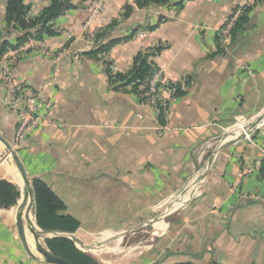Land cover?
<instances>
[{
    "label": "crops",
    "instance_id": "0c3cea01",
    "mask_svg": "<svg viewBox=\"0 0 264 264\" xmlns=\"http://www.w3.org/2000/svg\"><path fill=\"white\" fill-rule=\"evenodd\" d=\"M67 1L72 8L50 23L54 34L34 33L17 46L10 32L12 46L0 57V134L12 145L26 98L36 92L54 103L17 149L32 183L54 191L63 213L81 222L77 231H109L198 175L191 188L200 192L166 221L147 264H264V3L251 10L249 37L233 42L219 41L217 29L240 0H189L179 11L152 0L144 7L108 0L102 8L97 0ZM27 2L40 10L49 0ZM6 5L1 0L2 18ZM161 17L167 21L158 24ZM103 32L105 42L120 41L93 56ZM159 43L166 48L152 61L184 91L163 119L138 93L115 87L107 71L126 73L141 50ZM241 118L256 125L252 140L222 138ZM0 144V179L22 190ZM20 203L0 207V264H48L23 244ZM68 236L82 251L102 250Z\"/></svg>",
    "mask_w": 264,
    "mask_h": 264
},
{
    "label": "trees",
    "instance_id": "16d2710c",
    "mask_svg": "<svg viewBox=\"0 0 264 264\" xmlns=\"http://www.w3.org/2000/svg\"><path fill=\"white\" fill-rule=\"evenodd\" d=\"M151 0H137L139 6H146ZM154 3L167 5L168 8H175L179 11L183 8L186 1L189 0H152ZM173 6L170 5V2ZM72 8L67 0H49V3L43 7L39 15L31 16L30 11L32 5L27 0H7L4 23L6 27H0V57L12 45L8 42L7 34L14 32L18 34L17 46H22L28 41L34 33H37V39H42L44 34H54L51 30V22L57 19L66 9ZM251 7L249 8L250 12ZM246 17H241L235 23L232 33L233 35L241 32L243 23ZM167 21L166 17H161L158 24ZM157 26H152L150 29H155ZM5 28L8 33H6ZM136 31L133 32L134 35ZM104 34H97L96 45L91 51L93 56L107 54L120 39H111L105 42ZM101 41V42H99ZM166 48L165 44L159 43L154 47L141 50L134 59L133 66L126 73L112 74L111 68L107 67L112 84L117 88H130L132 92L140 93V86L145 80L151 76L157 65L151 58L159 54ZM179 85L175 97L178 98L184 94L183 88ZM160 118H164V113H161ZM35 193V219L37 224L45 230H53L59 232L74 233L81 227V222L70 214H65L63 211L66 205L43 181L38 179L33 181ZM21 196V191L14 183L0 179V207L8 208L16 206ZM48 246L51 251L75 264H97V261L87 253L78 249L75 243L65 237L53 238L48 240ZM172 264H197L195 262H175Z\"/></svg>",
    "mask_w": 264,
    "mask_h": 264
},
{
    "label": "rangeland",
    "instance_id": "374dc122",
    "mask_svg": "<svg viewBox=\"0 0 264 264\" xmlns=\"http://www.w3.org/2000/svg\"><path fill=\"white\" fill-rule=\"evenodd\" d=\"M262 3H264V0H240L238 5H236L231 11V14L229 15L225 23L219 29H217V39L219 41H233V42L234 41H245L249 37V34H250L249 27H254L250 20L251 10L256 5L262 4ZM173 4L174 3H170L171 6H173ZM250 7H251V10L250 12H248ZM170 9H172V11H177L175 8H170ZM41 10L42 9L40 10L32 9L30 11V15L31 16L39 15ZM0 15H1V0H0ZM241 17H246L247 19L243 23L244 29L241 32L233 35L232 29L235 23L237 22V20H239ZM1 18L2 17H0V19ZM4 19H5V14H4V17L0 20V27H6L4 23ZM5 31L6 33H8L6 28H5ZM36 34L37 33H35V35ZM33 41H36V40H33ZM236 122L235 124H237V127H238L241 121L237 123ZM235 124L232 125V127H229L225 131L222 138H227V137L229 138L232 135H234L232 131L237 128V127L233 128ZM2 150H4V153L6 154V156L8 155L9 160L13 161L11 154L7 153V150L4 147H2ZM207 161H208V158L206 159V162ZM14 166H15V169L17 170V173L21 177V174L15 162H14ZM197 176L198 175H196L195 178L194 176L191 177L188 183V187L186 189L177 190L173 192L171 195H169L167 199H164V201L161 202L162 205L159 204L157 206L154 205L152 207H143L140 216L138 215L135 217L131 216L130 220L126 221L125 223H122V222L116 223L119 225V227H121V229L109 230V231H105V230L102 231L101 229H99V230H96L97 232L81 230V231L74 232L73 234H76L83 242H85L88 245L103 246L101 248L102 250L97 253H91L87 251H83V252L87 253L92 258H94L97 261V264H147L148 261L151 259V255L154 254V252H151V251H152V246L156 238L158 237V235L164 232L165 227L168 224L166 221L172 217V213L173 215H175L181 210L182 206L180 203L184 201L185 196L189 194L188 198L186 199L188 200L190 196L193 195V193L196 194L200 192L197 188L195 189L191 188L192 186H194V184L197 183L196 182ZM21 191L23 193V190ZM171 203H174V204L171 205ZM167 210L169 212L172 211L168 217L165 216V211ZM33 211L35 215L36 204H35ZM162 216H165V217H162ZM34 220L36 222V219ZM25 222H27L26 219H25ZM102 226L104 227L103 224ZM66 234L70 235L69 233H66ZM67 236L55 235L54 233H47L41 238V241L43 242V244H46L48 246L49 239H53L56 237L68 238L69 236L68 237ZM29 246L31 247V250L35 253L37 257L43 259L42 255L37 250L36 245L32 246L29 243ZM76 247L78 248V246ZM93 249H94V252H96L95 248ZM160 261L161 259H157V262L155 264H159Z\"/></svg>",
    "mask_w": 264,
    "mask_h": 264
},
{
    "label": "built area",
    "instance_id": "2783aa9c",
    "mask_svg": "<svg viewBox=\"0 0 264 264\" xmlns=\"http://www.w3.org/2000/svg\"><path fill=\"white\" fill-rule=\"evenodd\" d=\"M108 0H97V4L102 8ZM27 46H23L26 49ZM243 69L250 70L245 65H242ZM182 83L170 81L164 78L161 70L156 69L154 73L149 76L144 84L140 86L139 96L145 103L151 104L158 114L167 112L169 103L174 100L175 93ZM183 86V85H181ZM54 109V103L52 101H45L41 98L39 93H33L26 98L25 105L19 113V119L16 127V139L13 145L16 149L22 146V143L28 139V137L39 127L43 126L46 122V118L52 113ZM244 122L246 130L242 133V136L252 140V136L255 132L254 123L246 121V119H238L237 122ZM236 122V123H237ZM237 127V124L233 128ZM233 133V131H232Z\"/></svg>",
    "mask_w": 264,
    "mask_h": 264
},
{
    "label": "water",
    "instance_id": "95a60500",
    "mask_svg": "<svg viewBox=\"0 0 264 264\" xmlns=\"http://www.w3.org/2000/svg\"><path fill=\"white\" fill-rule=\"evenodd\" d=\"M0 141L5 145L7 153L11 154V157H12L13 161L15 162V164H16V166H17V168L21 174V177L25 183V190L23 191V193H21L20 200L22 203L20 205V208L22 210V208L24 207L28 198H31V203H30V206L28 207V211H31L35 207V193H34L33 183L29 177V174L25 168V165L23 164V162L21 160V157L19 156L17 149L2 134H0ZM25 217L28 219V213H27V215H25ZM31 227L33 228L34 236L36 239L37 250L39 251V253L43 257V259H41V260L45 261L48 264H75V263L53 253L51 251V249L46 244H43V242L41 241V238L46 233H54L55 235H65L68 232H59V231H53V230H45V232H41L39 230V228H41V227L37 224V222H36V225L31 223ZM18 229H19L21 239L23 241V244H24L27 252L29 253V255L31 257L37 259L38 257L35 255V253L31 250V247L29 246V241L27 238V234H26L24 224H23V213H22V211L18 216ZM70 234H73V233H70ZM67 235L68 234H66L65 236H67ZM73 236H75V235H73ZM68 238L72 239L75 242L73 237L70 236ZM76 246H77V244H76Z\"/></svg>",
    "mask_w": 264,
    "mask_h": 264
},
{
    "label": "bare ground",
    "instance_id": "6f19581e",
    "mask_svg": "<svg viewBox=\"0 0 264 264\" xmlns=\"http://www.w3.org/2000/svg\"><path fill=\"white\" fill-rule=\"evenodd\" d=\"M245 130H246L245 123L241 122L239 124V126L236 129L233 130V133L236 134V135L234 137H229L228 140H231V139L234 140L235 138L239 137L242 133H244ZM17 180L21 184L22 190L24 191L25 190V183H24V181H22L23 179H21V177H20V175L18 173H17ZM188 196H189V194L184 197V201H182L180 203L181 205L186 201ZM21 203H20V205H21ZM30 203H31V198H28L27 202L25 203L24 207L22 208V212H23L25 206H27L26 209H25V212H23V221H24L23 224H24V227L26 229L27 238H28V241H29L30 245L35 246L36 245V239H35V236H34L33 228L31 227V223L36 225V222L34 220L35 219V215H34L33 209L31 211H28V207L30 206ZM27 213H28V219L25 217V215H27ZM25 219H26L27 222H25ZM39 230L41 232H45V230H43L41 228H39ZM80 246H82V245H80Z\"/></svg>",
    "mask_w": 264,
    "mask_h": 264
}]
</instances>
